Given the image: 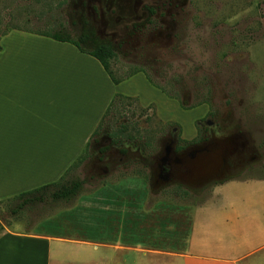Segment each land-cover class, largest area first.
<instances>
[{"label":"crops","instance_id":"crops-1","mask_svg":"<svg viewBox=\"0 0 264 264\" xmlns=\"http://www.w3.org/2000/svg\"><path fill=\"white\" fill-rule=\"evenodd\" d=\"M130 82L145 93L121 89ZM117 94L157 104L158 115L179 109L142 73L114 84L70 43L21 30L1 36L0 202L57 182ZM161 195L141 177L85 190L28 231L0 228V264L264 263V178L220 181L193 203Z\"/></svg>","mask_w":264,"mask_h":264},{"label":"rangeland","instance_id":"rangeland-1","mask_svg":"<svg viewBox=\"0 0 264 264\" xmlns=\"http://www.w3.org/2000/svg\"><path fill=\"white\" fill-rule=\"evenodd\" d=\"M12 28H62L74 40L92 34L114 47V76L142 68L167 98L178 97L172 100L179 109L166 107L159 115L155 103L117 100L72 173L86 191L141 177L150 192L193 203L220 181L264 178V0H0V33ZM142 86L130 82L121 89L145 93ZM198 130L199 143L174 152L182 145L178 138L194 131V139ZM167 148L185 159L193 150L208 151L186 160L184 182L153 185L154 164ZM9 207L0 202V228L23 232L50 210L12 216Z\"/></svg>","mask_w":264,"mask_h":264},{"label":"trees","instance_id":"trees-1","mask_svg":"<svg viewBox=\"0 0 264 264\" xmlns=\"http://www.w3.org/2000/svg\"><path fill=\"white\" fill-rule=\"evenodd\" d=\"M16 28L9 29L8 31H4L0 33V37L7 34L10 30H15ZM38 34L40 36H44L50 39H53L58 42H67L75 46L81 53L87 54L93 58H95L100 65L102 66L103 70L106 72V74L109 76L110 80L114 84H119L124 80H127L129 77L137 74V73H143L147 79V81L150 83L151 86L159 89L161 92L165 93L166 91L162 88H160L157 84H155L152 79L149 77V75L142 69V68H134L130 75L121 78L114 76L113 72L111 71V64L116 58V53L114 50V47L110 43H99L96 42L94 39V36L92 34L82 33L78 36L76 40L72 39L69 34L62 28H60L56 32H31ZM167 96L171 99H177L176 95L168 94ZM128 99V97L117 94L110 105L108 106L106 112L104 113L101 122L97 126L96 130L91 136V139L99 132L104 119L108 116V114L111 112V110L115 107V104L117 103V100L122 99ZM184 109H191L193 107H183ZM126 127L121 129V133H124ZM199 132L191 141H187L181 138H178V141L182 143V145L177 146V150H182L185 145L193 144L198 141L199 139ZM112 135V134H111ZM113 136V135H112ZM128 139H131V136H127ZM91 141V140H90ZM90 142L87 144L86 149L84 151V154L74 163L72 164L68 170L65 172V174L57 181L51 184H47L38 188H35L33 190L24 192L22 194H19L18 196H15L14 198L5 200L9 205V211L12 216H16L20 214L21 212L28 211L33 212L35 215L38 216L37 212L38 209H42L40 207L48 206L50 208L49 211L43 212L44 210H41V214L37 217L38 220L41 218L50 215L53 211L60 207H64L67 205H71L80 194L85 191V182L83 180L73 178L72 173L79 167V165L82 164V162L85 159L86 153L89 150ZM186 195V194H184Z\"/></svg>","mask_w":264,"mask_h":264},{"label":"flooded vegetation","instance_id":"flooded-vegetation-1","mask_svg":"<svg viewBox=\"0 0 264 264\" xmlns=\"http://www.w3.org/2000/svg\"><path fill=\"white\" fill-rule=\"evenodd\" d=\"M147 80V79H146ZM149 83V82H148ZM150 84V83H149ZM163 93V92H162ZM209 116V115H208ZM208 116H204L201 121H206ZM113 141V140H112ZM199 142L193 143L197 144ZM192 145V144H191ZM182 150H177V146L174 149V152H181ZM207 149H201V150H193L192 152H189L187 154V158H180L176 156V154L173 152L171 154V149L167 148L164 151V154L157 158L154 168L156 170V173L154 175V182L153 185L157 186H170L171 184H174L177 180H183L185 181V171L183 168H185L186 160H191L194 158V156H198L200 152H207ZM193 167L188 168L187 174L190 175L193 173ZM192 172V173H191ZM210 180H207L206 183H203V186H207V184H210Z\"/></svg>","mask_w":264,"mask_h":264}]
</instances>
